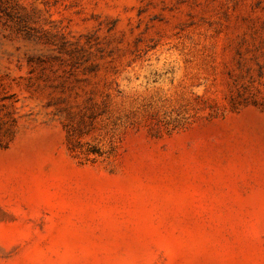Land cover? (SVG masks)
<instances>
[{"label": "rangeland", "instance_id": "obj_1", "mask_svg": "<svg viewBox=\"0 0 264 264\" xmlns=\"http://www.w3.org/2000/svg\"><path fill=\"white\" fill-rule=\"evenodd\" d=\"M0 264H264V0H0Z\"/></svg>", "mask_w": 264, "mask_h": 264}]
</instances>
